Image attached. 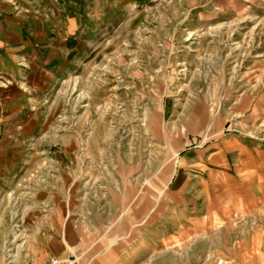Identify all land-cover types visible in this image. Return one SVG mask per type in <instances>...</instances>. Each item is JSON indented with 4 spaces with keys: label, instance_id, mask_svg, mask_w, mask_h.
I'll return each instance as SVG.
<instances>
[{
    "label": "rangeland",
    "instance_id": "obj_1",
    "mask_svg": "<svg viewBox=\"0 0 264 264\" xmlns=\"http://www.w3.org/2000/svg\"><path fill=\"white\" fill-rule=\"evenodd\" d=\"M262 28L264 0H0V57L19 62L14 78L0 63V103L3 92L19 94L17 118L4 109L0 118L17 128L25 156H44L28 169L57 168L56 156H114L115 165L130 156L131 170H145L147 201L200 206L201 192L170 191L203 185L192 156L264 154V65L252 57ZM25 175L0 183V264H24L32 247L36 192ZM217 196L210 193L212 205Z\"/></svg>",
    "mask_w": 264,
    "mask_h": 264
},
{
    "label": "crops",
    "instance_id": "obj_2",
    "mask_svg": "<svg viewBox=\"0 0 264 264\" xmlns=\"http://www.w3.org/2000/svg\"><path fill=\"white\" fill-rule=\"evenodd\" d=\"M261 31L262 40L252 55L257 66L264 65V28ZM0 63L8 68L12 78L18 76L16 56H1ZM256 69V75L263 76V69ZM18 95V89L3 92L0 112H14L12 119L17 118ZM242 112L239 102L231 114L239 116ZM30 121L34 127L32 117ZM244 122L233 121L240 123L235 127H243ZM7 125L0 118V183L3 178L19 176L24 171L30 177L28 185L36 192L35 200L28 206L27 221L32 228L27 240L32 247L28 248L24 264L43 262L52 255L65 264H264L263 153L192 156L193 175L201 177L203 185L196 189L175 184L170 191L179 195L201 192L202 208L195 213L200 206L191 198L179 202L171 196L164 207L161 200L147 201L145 170H131L130 164L125 163L130 156H118L116 165L114 156H56L57 168L28 169V163L34 166V161L45 158L25 156L17 128L9 130ZM23 157L27 169H15ZM7 160L11 164L3 163ZM87 160L111 163L94 168L83 163ZM184 167L175 169L174 175L182 177ZM210 193L218 194L214 205ZM222 198H226L225 205ZM147 209L153 212L146 214ZM181 212L185 215L177 214ZM217 238L227 245L211 248L210 241Z\"/></svg>",
    "mask_w": 264,
    "mask_h": 264
},
{
    "label": "built area",
    "instance_id": "obj_3",
    "mask_svg": "<svg viewBox=\"0 0 264 264\" xmlns=\"http://www.w3.org/2000/svg\"><path fill=\"white\" fill-rule=\"evenodd\" d=\"M34 264H65V262L61 258L52 255V256H49L45 261L34 263Z\"/></svg>",
    "mask_w": 264,
    "mask_h": 264
}]
</instances>
